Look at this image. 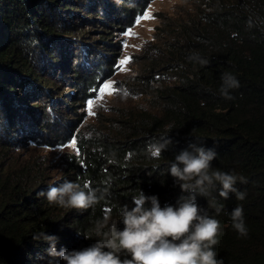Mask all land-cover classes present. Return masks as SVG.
I'll return each mask as SVG.
<instances>
[{"label":"trees","instance_id":"1","mask_svg":"<svg viewBox=\"0 0 264 264\" xmlns=\"http://www.w3.org/2000/svg\"><path fill=\"white\" fill-rule=\"evenodd\" d=\"M150 1L0 0V264H65L46 254L41 234L58 237L57 250L89 247L96 221L108 216L123 229L119 208L133 207L139 190L158 196L161 207L175 205L182 192L169 163L193 142L215 148L214 169L243 178L236 184L246 193L243 200L232 193L224 200L219 186L197 197L220 223L217 258L264 264V0H182L187 8L161 19L143 51L130 85L135 94L127 95L132 103L91 124L88 135L74 117L94 97L99 71L111 64L108 30L131 26ZM94 36L104 50L98 60L93 41H82ZM38 66L52 76L65 66L71 85L54 92L57 80L44 82ZM223 74L239 80L229 91L232 99L222 95ZM37 133L50 145L76 141L77 153L63 157L55 179L14 153L25 146L22 138L28 144ZM167 136L168 150L151 158L149 144ZM64 180L87 184L98 202L87 210L65 209L37 196ZM236 207L243 208L247 236L232 226Z\"/></svg>","mask_w":264,"mask_h":264},{"label":"clouds","instance_id":"2","mask_svg":"<svg viewBox=\"0 0 264 264\" xmlns=\"http://www.w3.org/2000/svg\"><path fill=\"white\" fill-rule=\"evenodd\" d=\"M221 78L222 95L232 99L229 91L239 88V80L231 74H223ZM171 144L168 136L163 137L149 144L148 154L159 160ZM216 157L215 148L189 143L169 163L168 172L182 192L175 205L161 207L158 196L145 195L139 190L132 197L133 207L124 204L119 208L122 230L118 229L117 221L106 216L94 225L95 243L80 250L64 247L57 250L58 237L42 233L43 241L49 244L46 254L59 257L65 264H224L214 250L220 223L198 204L197 197L208 196L218 186L219 196L224 200L229 199L230 193L243 200L246 193L236 187L238 180L243 181L242 177L213 168ZM37 196L65 209L87 210L98 202L96 190L70 180L58 186L50 185ZM230 216L237 233L247 236L243 208H234ZM93 236L85 235V239Z\"/></svg>","mask_w":264,"mask_h":264},{"label":"rangeland","instance_id":"3","mask_svg":"<svg viewBox=\"0 0 264 264\" xmlns=\"http://www.w3.org/2000/svg\"><path fill=\"white\" fill-rule=\"evenodd\" d=\"M186 8L187 4L182 0H151L145 10L136 16L131 26L125 28V30L118 28L108 30L112 32V35L109 33L105 38L107 42L111 43V46H107L106 48L113 49L111 52L113 54L109 57L111 64L107 66V71H99L97 74L99 76V79H97V87L93 94L94 97L84 101L82 107L78 106L76 109L78 116H74L81 119L80 130L83 131V134L88 135L89 131L94 130L91 124H99V121L107 120L109 117L115 115L121 107L132 103L127 96L135 94L131 91L130 85L135 81L133 77L138 74L143 65V51L145 47L154 42L155 27L159 25L161 19L164 17L173 18L177 12L180 13ZM147 13H151V19L143 18ZM81 22L82 19L78 18L75 26L78 27ZM93 33L96 35V32ZM92 35V32L87 34L88 37ZM95 39L94 36L93 38H87L82 41H93L91 43V47L94 49L92 56L97 55L96 59L98 60V57L101 56V52L104 50L98 48L100 44L94 42ZM78 52L79 47L77 46L74 50L76 57ZM78 55L81 56V54ZM125 60L128 62L121 64ZM88 63H90V60ZM65 69V66L58 68L56 75L52 76L48 74V70H43L40 66L37 68L38 73L42 77L41 79L50 86L55 81L49 78H55L57 80L53 87L54 92L59 91L58 89L66 87L71 83V80H67L68 82L64 81V77L69 75L64 73L66 71ZM68 71L70 72V70ZM106 83L112 85L111 94L106 93L101 96L99 90ZM89 101L93 102L91 109L89 108ZM57 130L58 132L56 134L62 131L58 128ZM56 134L52 133L49 139ZM46 138L44 133H37L36 137L30 139L28 144L22 138L21 143L22 145L25 144V146L23 145L20 148L14 147V153L24 163L31 161L32 165L38 166L46 179L51 180L59 177L63 157L67 153L76 152L77 147L69 146L74 139L63 144H55L54 142L53 145H50L46 141L52 140H45Z\"/></svg>","mask_w":264,"mask_h":264},{"label":"snow or ice","instance_id":"4","mask_svg":"<svg viewBox=\"0 0 264 264\" xmlns=\"http://www.w3.org/2000/svg\"><path fill=\"white\" fill-rule=\"evenodd\" d=\"M144 19H151V13H147L144 17ZM128 61L125 60V61H122L121 64H124V63H127ZM111 90H112V85L111 84H104L102 88H100V95L103 96L105 95L106 93L107 94H111ZM93 106V102L92 101H89V108L91 109V107ZM71 147H76V141L73 140L71 142V144L69 145Z\"/></svg>","mask_w":264,"mask_h":264}]
</instances>
